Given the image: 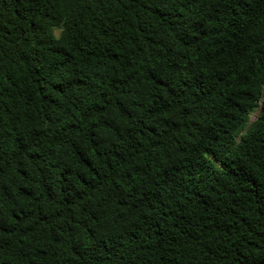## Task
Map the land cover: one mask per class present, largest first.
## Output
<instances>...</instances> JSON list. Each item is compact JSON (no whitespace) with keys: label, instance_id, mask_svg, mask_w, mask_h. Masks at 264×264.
Instances as JSON below:
<instances>
[{"label":"trees","instance_id":"obj_1","mask_svg":"<svg viewBox=\"0 0 264 264\" xmlns=\"http://www.w3.org/2000/svg\"><path fill=\"white\" fill-rule=\"evenodd\" d=\"M0 264H264V0H0Z\"/></svg>","mask_w":264,"mask_h":264}]
</instances>
